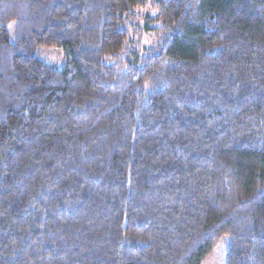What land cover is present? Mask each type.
Segmentation results:
<instances>
[{
	"label": "trees",
	"instance_id": "16d2710c",
	"mask_svg": "<svg viewBox=\"0 0 264 264\" xmlns=\"http://www.w3.org/2000/svg\"><path fill=\"white\" fill-rule=\"evenodd\" d=\"M224 236L264 264V0H0V264H202Z\"/></svg>",
	"mask_w": 264,
	"mask_h": 264
},
{
	"label": "rangeland",
	"instance_id": "374dc122",
	"mask_svg": "<svg viewBox=\"0 0 264 264\" xmlns=\"http://www.w3.org/2000/svg\"><path fill=\"white\" fill-rule=\"evenodd\" d=\"M134 16L129 19L126 29L129 31L130 47L142 51L145 48H153L159 45L162 24L150 17L156 15L155 9L149 5L139 7L133 12ZM10 39L15 40V24L8 26ZM39 57L46 63L54 67L65 65L64 53L61 49H42ZM231 245V237L224 236L219 241L218 246L207 257L202 264H227V254Z\"/></svg>",
	"mask_w": 264,
	"mask_h": 264
}]
</instances>
